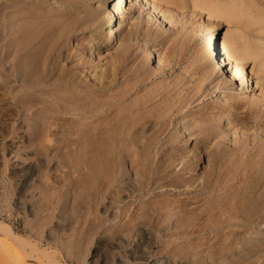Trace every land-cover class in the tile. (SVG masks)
Returning a JSON list of instances; mask_svg holds the SVG:
<instances>
[{
  "label": "bare ground",
  "instance_id": "6f19581e",
  "mask_svg": "<svg viewBox=\"0 0 264 264\" xmlns=\"http://www.w3.org/2000/svg\"><path fill=\"white\" fill-rule=\"evenodd\" d=\"M51 1L0 0L3 126L18 116L31 121L29 140L38 166L47 163L40 155H47L57 169H65L66 187L78 189L77 199L94 208L97 229L110 225L115 236L132 234V264H170L152 256L156 235L186 238V250L199 253L208 264H216L217 256L225 258L223 264H258L264 259V13L258 9L252 14L256 2L173 3L172 8L184 1L187 9L231 21L246 15L250 21L243 23L257 26L261 34L242 43L232 31L220 45L217 29L200 25L198 30L188 17L184 20V13L177 27L178 15L171 14L178 17L174 20L157 5L172 6L173 0H96L97 6L90 5L93 0ZM243 4L248 11L254 8L247 14ZM136 13L141 20L129 22L133 27L113 50L123 30L116 24ZM162 24L169 28L158 29ZM197 31L205 35L194 55ZM152 39L165 49L163 54L150 49ZM248 59L258 62L255 86ZM185 62V73L165 78ZM214 77L220 85L235 79L237 88L258 87L261 96L249 101L229 97L232 113L224 105L192 110L204 92L203 81L210 78L211 83ZM248 112L261 132L245 130ZM26 126L0 131V143L9 134L14 138L5 144L10 153L21 147L15 142L28 138L22 134ZM45 136L50 145L44 144ZM34 169L38 167L22 168L21 190ZM43 192L48 207L50 198ZM88 211H81L89 214L86 220ZM174 263L182 261L175 258ZM0 264L59 263L40 244L0 221ZM118 264L125 263L121 259Z\"/></svg>",
  "mask_w": 264,
  "mask_h": 264
},
{
  "label": "rangeland",
  "instance_id": "374dc122",
  "mask_svg": "<svg viewBox=\"0 0 264 264\" xmlns=\"http://www.w3.org/2000/svg\"><path fill=\"white\" fill-rule=\"evenodd\" d=\"M173 1L174 2H171L172 6L168 5L170 4V2L169 3L167 2L168 3L167 4L166 2L164 3V2H159V1L157 2V5L159 6V9L162 12L166 13L169 17L172 13L178 15V17L180 13H184V15L183 14L180 15L179 17L180 19L175 15H171L170 18L175 16L176 19L178 18V20L180 21L181 19H183V16H184V20H186L188 17L189 18L188 20L190 21V23L191 24L194 23L193 25H196L198 30H199L200 25L206 28L208 27L212 29L213 28L217 29L216 41H218L220 45H221V42L223 41L224 36L232 31L235 34H238L240 38L242 37L241 38L242 43L247 42V40L249 41L248 37H250L251 39L255 36L257 37L261 35V34L259 35V32L256 31L257 26L250 25L249 28H247L248 27L247 22L248 20L250 21V19L247 20L246 15H245V18L244 16H242L244 20H247L246 23H243L244 20H237L236 18L238 17H236L235 19H232V21L227 19L226 17L225 18L224 17L222 18L221 17H207L208 15H206L205 12H202V13L198 12L197 9L194 11L193 9H191V7L189 9V6L187 9L186 7L188 4H186L185 5L186 7H185L184 1H182L184 2L183 4L182 2L180 3V1H179L180 4L178 3L180 6V10L178 9L179 6L177 7L178 1L176 2V4H174L176 7L172 8L173 3H175L176 0H173ZM240 1L242 2L243 0H240ZM244 1H249L250 3H253V2L257 3V4L256 3L254 4L258 7L257 9L255 8V11L253 10L254 7L251 9L249 8V11L253 10L252 14L253 12L257 13L258 9H261V11H263L264 13V0H261V1L260 0H244ZM51 2H53V0ZM91 3L90 5L92 6H97L99 4V2L96 0L91 1ZM56 4L58 5L60 3H56ZM243 5L241 6L245 7L246 12H247L248 11L247 6L245 5L243 6ZM184 7H185V10H187V13L189 14H187L184 11ZM173 9H175V11ZM176 9H178L179 11ZM241 9L242 11L245 10L244 8H241ZM249 11L247 12V14L249 13ZM138 16L139 14L136 13L133 18H130L129 21L123 22V24H120V25L119 23L116 24V28L123 27L122 28L123 30L121 32V35L119 34L120 32L117 33L116 37H118V39H117V42L113 44V46H111L112 49L113 48L116 49V47L120 44L119 42H121L120 40L124 38L123 36H124L125 31L127 32L128 30L131 29V27H133V25L129 24V22L135 23L139 19L141 20L142 17L137 18ZM175 17H173L174 20H176ZM238 19H241V18L239 17ZM178 20H176V25L178 23L177 27H181L182 22L180 21L181 24H179L180 22H177ZM245 24L247 26H245ZM168 26L169 25H166V28H165V24H162L161 27L157 26V28L167 30V28H169ZM153 27H156V26H153ZM173 31L174 30L172 29L168 33H173ZM204 35H205V32H202V31H197L194 34L195 43H193L191 47L192 48L191 51L194 50L193 51L194 55L197 53L196 51L197 48L201 47V44L204 40ZM243 37H246L248 39H245ZM135 41L136 40H134V42ZM74 43H76V41H74ZM149 44H150L149 45L150 49L154 51V54H157L159 52L163 54L165 52V49L162 48L161 45H159L158 40L152 39L149 42ZM106 53L107 52H105V54ZM187 53H186V58H189L190 53L188 54ZM151 61L153 62L154 65H156V63L154 62V59H152ZM255 61L256 60H253V59L247 60L248 75H249L250 81L253 82L254 86L256 82H258V79H256L257 75L254 74L255 72H253V70L258 71L257 70L258 67H256L258 62L257 61L255 62ZM138 62L139 60H137L135 63L138 64ZM186 65L187 63L185 62L182 65L177 66L174 70H172L173 72L171 71V73H168L169 75H166L165 78L171 79L177 73L178 74L185 73V70L189 68V66L187 67ZM172 73H175V74L172 75ZM186 74H188V72H186ZM213 79L214 80L211 83H210L211 81L210 78L203 81L204 92H202L203 91L202 90L201 93L199 94L201 96H199V98L192 104L191 106L192 110L194 111L201 110V108L206 104L217 105V106L224 105V106H227L228 110H230L232 113L233 112L232 110H234L232 107H230L232 98L228 99L229 97L241 95V96H244L246 101H249V100H252L254 98H258L261 96L260 92L256 90L258 87H256L255 90H250L249 88L240 89V87L239 88L236 87L237 80L235 79L232 82L234 84H231L230 82L227 84L223 83L221 85L216 80L218 79V77L217 78L214 77ZM218 85L221 87L218 88ZM260 87H262V85H260ZM17 110L19 113L21 112L20 108H18ZM247 110L248 109H245L244 111H247ZM244 115L245 114L242 113V116ZM246 116H247L246 118L249 124H248V127L245 128V130H247L248 132H254V131L261 132V128H259L258 125H256L254 117H252L251 113L248 112V115ZM23 117L25 116H21V117L18 116L16 121H14L13 119L10 120L11 123L8 124L7 126H3L2 121L0 120V131L6 128H8V130L11 129V131H13V128L18 127L20 124L27 125L25 127L26 131H24L22 134H25V132H27L26 134L28 137L26 138V140L24 139V141L20 143L15 142L14 145L17 144V145H20L21 147H18V148L16 147L15 149H13L14 152L12 153H10L8 149H5V144L11 143L14 139L13 137H11V134H9L8 138H6L0 143V221H3L7 223L8 225H10V227L17 234L21 235L25 239H28L34 243L37 242L38 244H40L43 248L47 250V252H49L50 256L52 254V258L55 260V262L59 264H103V263L118 264L119 261L121 262V259H122V262L125 264H132L129 258V252H131L130 251L131 244L133 241L132 234L128 236L127 234L115 236L112 234L109 223L107 224V226L109 225L108 228H98L97 229L95 227L96 223H94L96 218L94 219L95 215L93 216L95 212L94 213L91 212V211H94L93 210L94 208L88 205V203L85 200L80 201L81 198L77 199V195L79 194L78 189H76L75 187H72L71 185L70 187L68 186L69 189L66 187L68 182L66 183V180L63 181L64 176L66 175V172H63V170L65 169H62V168L57 169L56 168L57 163L54 160L49 161L51 160L50 158L51 156L47 157V155H43V156L40 155V157L43 158L42 160L47 161V163L45 162V165L42 167L38 166L37 156L33 154V149L35 145L31 146L32 142H30L29 140V138L31 137V132L29 129V124L31 123V121H29L28 118L26 119V117L25 118ZM233 118H234V115L230 116L229 119L225 118V120L231 121ZM239 127L240 126H238V128ZM45 137H44V144L50 145L52 142L48 141L49 137L48 136H45ZM46 148L44 147V149ZM28 167H34V168L38 167V169L32 170L31 172L32 178L28 181V184L26 185V187L22 188L21 190L19 174L21 173L22 168H28ZM72 175L73 176L76 175V172L75 173L73 172ZM72 188H75V189H72ZM74 190L76 191L78 190L77 195H75L76 193ZM43 191L45 192L47 191L48 197L50 198L49 201H47L49 203V204L47 203L48 207L47 205H43L45 203ZM78 201H80L81 203L80 204L81 208L78 207V204H79ZM84 202H86V204ZM62 203L63 204L65 203V205H63ZM23 205H24V208L22 207ZM42 207L46 209H43ZM29 208L32 209L30 212H28ZM87 210L89 211L86 213L91 212L90 219L88 220L86 219L89 218V214H86L88 217L83 215L85 214L84 212ZM81 211L83 214L81 213ZM77 212H80V213H77ZM80 214H82L84 217L82 215H81L82 217H80ZM92 223L94 224L92 225ZM200 238L202 237H199L198 239ZM186 240H187L186 238H178L177 236L169 237V236L156 235L155 246L152 249V256L154 260L156 259L166 260L167 259V260H170V264H175L174 260L176 258V259H181L182 263H179V264H205V263L208 264V262L210 263V260L206 262L204 260L201 262L202 256H200L199 253L192 254V252L190 253L189 250H186L187 249L185 247ZM128 243L130 245H128ZM196 255H197V258H196ZM232 257L233 256H230V258ZM194 259H195V262H194ZM196 259L197 260L199 259V260L196 261ZM221 259H225V258H221ZM221 259L217 256V260L215 263L223 264V263H220V261L223 262V260ZM258 264H264V259L259 260Z\"/></svg>",
  "mask_w": 264,
  "mask_h": 264
}]
</instances>
